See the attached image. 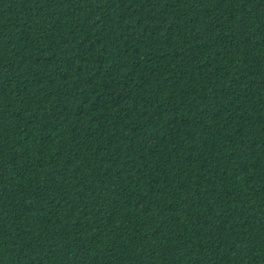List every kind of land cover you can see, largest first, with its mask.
Masks as SVG:
<instances>
[{
  "label": "trees",
  "instance_id": "1",
  "mask_svg": "<svg viewBox=\"0 0 264 264\" xmlns=\"http://www.w3.org/2000/svg\"><path fill=\"white\" fill-rule=\"evenodd\" d=\"M0 264H264V0H0Z\"/></svg>",
  "mask_w": 264,
  "mask_h": 264
}]
</instances>
